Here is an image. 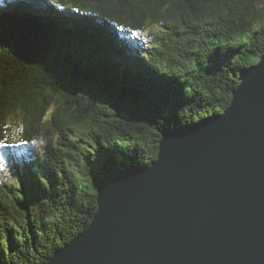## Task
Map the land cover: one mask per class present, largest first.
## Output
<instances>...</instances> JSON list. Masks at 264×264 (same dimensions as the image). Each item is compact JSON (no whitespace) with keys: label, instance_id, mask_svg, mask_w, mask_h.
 <instances>
[{"label":"trees","instance_id":"trees-1","mask_svg":"<svg viewBox=\"0 0 264 264\" xmlns=\"http://www.w3.org/2000/svg\"><path fill=\"white\" fill-rule=\"evenodd\" d=\"M8 5L0 0V141L11 145L0 148V264H43L92 222L104 176L151 165L166 133L225 112L264 53V0ZM33 8L57 33L28 65L5 18Z\"/></svg>","mask_w":264,"mask_h":264},{"label":"water","instance_id":"water-1","mask_svg":"<svg viewBox=\"0 0 264 264\" xmlns=\"http://www.w3.org/2000/svg\"><path fill=\"white\" fill-rule=\"evenodd\" d=\"M15 55L51 51L57 23L6 14ZM89 226L43 264H264V54L224 113L166 133L158 158L107 174Z\"/></svg>","mask_w":264,"mask_h":264},{"label":"bare ground","instance_id":"bare-ground-1","mask_svg":"<svg viewBox=\"0 0 264 264\" xmlns=\"http://www.w3.org/2000/svg\"><path fill=\"white\" fill-rule=\"evenodd\" d=\"M227 2V1H226ZM226 4V3H225ZM231 16V15H230ZM221 17V16H220ZM228 28V27H227ZM239 31V30H238ZM234 34V33H233ZM226 39V38H225ZM239 39V38H238ZM13 45V44H12ZM249 45H250V43H249ZM14 50H15V48H14ZM235 50V49H234ZM221 52V51H220ZM264 54V53H263ZM263 56V55H262ZM261 56V57H262ZM261 59V58H260ZM260 61V60H259ZM258 61V62H259ZM231 64V63H230ZM131 79V78H130ZM114 81V80H113ZM199 81V80H198ZM62 83V82H61ZM97 83V82H96ZM241 83V82H240ZM206 88V87H205ZM69 93V92H68ZM233 95V94H232ZM103 102V101H102ZM84 105V104H83ZM230 106V105H229ZM104 108V107H103ZM224 112V111H223ZM181 113V112H180ZM204 113V112H203ZM222 114V113H221ZM218 115H220V114H218ZM213 116H216V115H213ZM211 117V116H210ZM140 119V118H139ZM205 119V117H203V120ZM132 120V119H131ZM196 120V119H195ZM192 122V121H191ZM201 122V121H200ZM184 126H188L189 127V125H184ZM66 128V127H65ZM103 132V131H102ZM68 133V132H67ZM116 133V132H115ZM54 135V134H53ZM68 135V134H67ZM103 135V134H102ZM64 137V136H63ZM68 138V137H67ZM70 138V137H69ZM69 140V139H68ZM72 140V139H71ZM119 142V141H118ZM102 144V143H101ZM122 145V144H121ZM69 149V148H68ZM92 151V150H91ZM159 153V152H158ZM40 159V158H39ZM157 160V159H156ZM144 161V160H143ZM96 181V180H95ZM75 187V186H74ZM25 190V189H24ZM83 192V191H82ZM53 195V194H52ZM84 196V195H83ZM74 197V196H73ZM94 197V196H93ZM82 198V197H81ZM53 202V201H52ZM92 205V204H91ZM62 206V205H61ZM89 206V205H88ZM36 208V207H35ZM88 209V208H87ZM37 210V209H36ZM5 211V210H4ZM27 211V210H26ZM70 211V210H69ZM89 213V212H88ZM77 214V213H76ZM90 214V213H89ZM94 214V213H93ZM87 215V214H86ZM85 215V216H86ZM84 218V217H83ZM12 221V220H11ZM29 222V221H28ZM32 222V221H31ZM37 222V221H36ZM78 223V222H77ZM80 223V222H79ZM81 223H82V221H81ZM80 225V224H79ZM66 228V227H65ZM27 229V228H26ZM78 229V228H77ZM28 239V238H27ZM61 239V238H60ZM65 243V242H64ZM57 244V243H56ZM48 248V247H47ZM59 248V247H58ZM1 249V248H0ZM60 249V248H59ZM24 251V250H23ZM50 252V251H49ZM3 253V252H2ZM44 254V253H43ZM47 254H48V252H47ZM39 257V256H38ZM10 259V258H9ZM46 259V258H45ZM28 260V259H27ZM38 260V259H37ZM48 260V259H47ZM30 264V263H29Z\"/></svg>","mask_w":264,"mask_h":264},{"label":"snow or ice","instance_id":"snow-or-ice-1","mask_svg":"<svg viewBox=\"0 0 264 264\" xmlns=\"http://www.w3.org/2000/svg\"><path fill=\"white\" fill-rule=\"evenodd\" d=\"M52 3H56V0H52ZM133 35H139V33H133ZM11 145L5 144L3 141H0V148H9Z\"/></svg>","mask_w":264,"mask_h":264},{"label":"rangeland","instance_id":"rangeland-1","mask_svg":"<svg viewBox=\"0 0 264 264\" xmlns=\"http://www.w3.org/2000/svg\"><path fill=\"white\" fill-rule=\"evenodd\" d=\"M71 9H72V7H71ZM19 13H21V12H19ZM81 12H79V14H80ZM92 37H97V34H93L90 38H92ZM242 80V79H241ZM241 82V81H240ZM240 84V83H239ZM2 172H3V169H2V167H1V165H0V175L2 174ZM1 176H5V174H3V175H1Z\"/></svg>","mask_w":264,"mask_h":264}]
</instances>
